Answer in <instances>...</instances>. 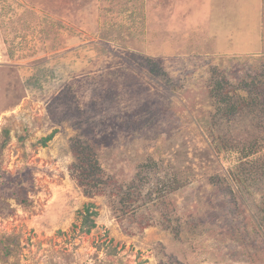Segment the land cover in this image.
<instances>
[{
    "label": "rangeland",
    "instance_id": "1",
    "mask_svg": "<svg viewBox=\"0 0 264 264\" xmlns=\"http://www.w3.org/2000/svg\"><path fill=\"white\" fill-rule=\"evenodd\" d=\"M250 71L264 0H0V264H264V115H211Z\"/></svg>",
    "mask_w": 264,
    "mask_h": 264
},
{
    "label": "trees",
    "instance_id": "2",
    "mask_svg": "<svg viewBox=\"0 0 264 264\" xmlns=\"http://www.w3.org/2000/svg\"><path fill=\"white\" fill-rule=\"evenodd\" d=\"M264 75V74H263ZM259 75L248 72L244 78L239 80L236 88L243 89L246 91V95L238 94V90H234L237 94H233L229 89V84L226 78H220L219 84H217L211 91V96L214 101L215 111L211 115L215 118L216 122H219L220 116L224 118L231 117L234 114L247 113L254 117L255 115H264V80L259 79ZM226 116V117H225ZM54 136V133L42 138V143L46 144ZM75 147L73 152L76 155L78 162L80 163L79 169L73 172V175L77 177V182L80 184L84 191L88 195H95L97 189H100L101 184L107 183L108 181L114 183L118 188H122L121 185L117 184V181L112 179L113 177L106 180L105 174L100 172V165L97 160V150L93 147L90 141H78L75 140ZM258 140L253 139L248 145L240 147L237 151L240 152L242 159L248 158L251 154L258 151L259 146L257 145ZM234 148V147H233ZM140 175V174H139ZM138 175V176H139ZM137 176V177H138ZM136 179L129 184L128 190H134L144 188V180ZM136 180L139 182L136 183ZM116 182V183H115ZM102 184V185H103ZM162 185V184H161ZM104 190V189H103ZM143 190H139L141 193ZM93 204L86 207V215L84 217V225H87V230H90L95 226V219L93 215H97V211H91ZM5 257L12 253V248L5 246Z\"/></svg>",
    "mask_w": 264,
    "mask_h": 264
}]
</instances>
